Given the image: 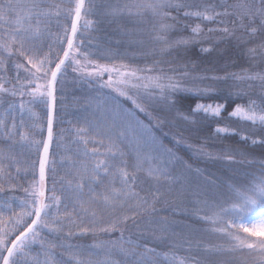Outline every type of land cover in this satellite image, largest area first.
<instances>
[{
  "label": "snow or ice",
  "instance_id": "1",
  "mask_svg": "<svg viewBox=\"0 0 264 264\" xmlns=\"http://www.w3.org/2000/svg\"><path fill=\"white\" fill-rule=\"evenodd\" d=\"M62 17L70 19L71 23L70 29L65 24L61 33ZM121 20H126L127 24L116 31L127 38L130 47H147L141 55L169 59L154 60L147 68L116 63L115 58L120 53L111 46L112 37L101 26ZM192 21L198 22L193 25ZM54 22L58 29L55 32ZM207 23L217 25L207 27V35L219 34V39L212 47H202L199 52L211 53L219 44H230L233 55L244 58L249 68L224 75H195L190 82L186 79L188 71L179 76L169 75L177 71L173 65L183 64L187 68L192 49L201 43ZM144 25L148 27L145 29ZM186 30H190L189 35L173 38L172 33ZM85 32L89 35L85 36ZM92 32L103 35L93 36ZM123 42L117 40L116 44ZM227 51L225 48L218 52V58L225 59V66H228ZM13 57L16 62L11 68L15 75L8 80L6 61ZM100 60L108 62L100 63ZM164 63L169 66L167 71L158 67ZM260 63H264V0H0V93L21 97L19 124L15 102L8 103L6 115L0 116L3 131L0 179L11 178L8 170L13 166L17 174L20 172V161L14 152L17 144L29 142V135L20 131L24 126L26 104L48 107L47 139L30 141L38 150L40 144L43 145L39 150V181L33 179L31 185L23 189L26 196L16 205L19 211L13 209L15 198L0 206V264H161L160 254L148 245L152 241L165 243L171 225L166 218L157 217L156 205L161 202L172 205L186 196L192 183L189 176L193 172L198 174L199 169L194 170L190 163L173 149L165 148L162 141L151 134V127L139 120L136 111L149 115L150 120L152 116L131 90L136 89L137 94L140 89L146 91L160 124L168 123L169 116L193 123L198 122L196 117L201 114L205 120L222 118L232 98L234 107L227 119L258 128V133L241 135V139L252 145H264V70H251ZM69 67L79 80L89 84L107 74V81L100 87L113 89L130 100L134 110L114 108L116 117L111 123L106 121L101 126L85 120L87 127L75 129L74 139L69 144L76 147L66 149L68 155L64 164L68 172L66 178L59 181L62 187L58 195L57 181L54 180L49 189L46 180L47 172H55L56 162H50L49 149L54 139L57 86L67 76ZM145 72L156 74L144 75ZM8 84L11 87L6 86ZM257 86L261 89L259 103L245 90ZM185 93L200 96L224 93V97L223 102L196 103L185 112ZM25 96L31 99L25 102ZM245 96L247 103H235V99ZM2 103L4 101L0 100ZM27 110L30 112L31 108ZM7 118L12 120L10 125ZM214 131L224 136L241 134V129L232 128L230 124L217 125ZM146 132L149 135L145 136ZM92 135L100 139H91ZM183 140L180 136L175 144ZM89 144L93 146L89 148ZM129 145L132 151H128ZM101 148L106 151L102 152ZM196 151L201 157L213 158L203 148ZM223 158L233 160V155L229 151ZM24 171L27 175V168ZM3 191L0 186V192ZM257 208L258 214L252 216ZM231 211L237 218L230 221L227 229H215L227 236L224 245L205 246L191 233L168 244V247H175L178 242L187 245L188 254L178 264H213L211 257L218 253L230 254L231 264H264V179L255 184L241 202L234 203ZM217 215L216 212L212 216L206 213L201 219L214 222ZM130 228L135 232H130ZM45 230L56 242L41 237ZM125 232H129L127 238ZM115 233L119 235L112 239ZM137 233L139 237L133 239ZM89 234L106 235L109 239L91 246L58 242L61 238L70 241ZM175 235L173 231L172 236ZM38 242L39 251L33 252Z\"/></svg>",
  "mask_w": 264,
  "mask_h": 264
},
{
  "label": "trees",
  "instance_id": "2",
  "mask_svg": "<svg viewBox=\"0 0 264 264\" xmlns=\"http://www.w3.org/2000/svg\"><path fill=\"white\" fill-rule=\"evenodd\" d=\"M59 2V0H57ZM99 2V0H97ZM175 14V13H173ZM94 19V17H89ZM183 22V17H181ZM70 19L65 20L63 17L60 20L59 31L62 33L63 26L67 24L70 29ZM126 20L117 21L111 25H102L101 27L106 29L108 34L112 37V47L117 49L120 53L115 58L116 63H125L134 68H147L153 65L154 60H167L169 57L160 56H144L141 55L142 51H147V47L141 49L136 46H129L125 37L121 36L116 30L121 25H126ZM129 28L132 25H127ZM145 29L148 25L143 26ZM209 27V25H208ZM207 27L205 28V35L202 36L201 43L195 45L192 49L191 55L188 59L187 68L181 65H173L176 68V72H169V75L179 76L184 71L189 72V76L186 78L191 81V77L195 75H224L225 72H241L242 69H248V62L242 58L233 55L234 50L230 44H219L215 50L211 53H200L199 49L202 47H212L219 39V34H213L210 37L207 35ZM55 22L53 23V31H57ZM190 30H186L183 33H172L173 38L180 35H189ZM85 36L89 35L88 32L84 33ZM91 35H103V33L92 32ZM145 39H147V32H145ZM117 40L125 41L119 45L116 44ZM227 48L226 58L228 60V66H225V59L218 58V52L221 49ZM62 54V53H61ZM16 62V58L6 61L9 66V71L5 73L8 80H11L15 75L11 65ZM100 63H107L108 61L100 60ZM168 70V64L164 63L158 65ZM252 71L264 70V63H260L254 66ZM144 75H155L156 73H143ZM23 75V70H21ZM104 81H107V74L102 79L94 80L91 84L79 80L76 73L72 72V67L67 69V76L63 78L62 83L57 86L56 105L53 113V134L54 139L50 146L49 160L55 161L53 165L55 172H47L46 187L52 188L53 181L55 183L56 194H60L61 183L59 182L62 177L66 178L68 167L64 164V161L68 155L66 149L76 147L75 144L70 145L69 141L74 139V132L76 128L87 127L85 120L90 117L89 98L91 93L101 95V98H108L115 101L118 105L126 110L133 109V105L130 100L119 96L113 89L101 88L100 85ZM209 83V81H205ZM11 87V84L6 85ZM203 87V85H200ZM218 87L223 88V85ZM251 93V99L260 102L261 89L257 86L251 89H245ZM233 92L236 89L232 90ZM131 94L136 98L141 105L146 109L147 113H150L152 119H149V115L136 111V115L145 125L151 127L157 138L162 141L165 148H171L173 151L181 157L183 160L190 163L193 169H199V173L193 172L190 175H195L198 178L202 176L205 179L207 192L204 196H196L188 191V194L184 197L177 199L175 204L169 205L163 202L156 205L157 217L166 218L171 225L169 231V238L165 243L158 241H152L149 243V247H154L160 254L161 264H178L179 260L184 258L187 253V245H181L176 243L175 247H168L167 245L172 243L173 240L179 241L180 237L186 236L189 233L193 235L195 240L202 241L205 246L224 245L227 236L224 232L216 231V228L226 229L223 219L229 217L233 212L231 207L234 203L241 202L244 195L250 193V189L257 184L260 180L264 179V145L256 144L250 145L244 141H241L237 135L219 136L215 134L214 129L217 125L223 126L224 124H230L232 128L241 129V133L247 134L250 132H259L258 128H253L247 123H242L236 120L229 121L227 119L228 113L234 107L232 98L229 99L227 110L222 114V118L219 119H203L200 115L196 117L197 123H193L191 120L188 122L174 120L172 116H169V122L160 124L156 119L157 113L153 111L152 101L146 94L144 89L139 90L137 94L136 89L131 90ZM186 99L184 101L185 112L190 110V107H194L197 102H223L224 93L219 95L200 96L195 94H184ZM31 98L28 96L23 97V100L27 102ZM0 100L4 103L0 104V116H5V109L8 103L15 102L17 105L16 120L19 124L20 116L18 105L21 101V97H12L3 93H0ZM248 97L245 96L242 99H235V103L242 104L247 103ZM31 108L29 112L27 109ZM134 110V109H133ZM48 117V107L46 104L39 105H27L24 113V126L20 128L29 135V142H23L17 144L14 154L20 161V172L17 174L16 166H13L8 171L11 174V178L5 176L0 179V186L4 188L3 192H0V206H3L5 201H11L15 198L13 203V209L19 211L16 206L20 200L24 199L26 194L23 191L25 187H29L35 179L39 181V150L42 147V143L39 146V150L36 146L31 145V140L43 141L46 135ZM95 124L94 121H91ZM7 123H12L11 118H7ZM190 129V131H189ZM183 136L184 140L181 144H175V139ZM94 140H99L100 137L92 135L90 137ZM256 138H259L257 135ZM19 137L17 136V140ZM3 140V131L0 130V141ZM3 146V145H0ZM93 145L89 144V148ZM98 146V145H97ZM191 146V147H189ZM203 148L205 152L212 154V159L201 157L197 154V149ZM102 152L106 151V148L100 149ZM233 155V160H226L223 157L229 153ZM33 162H35L33 166ZM25 168H27V175H25ZM35 173V177H33ZM99 190V189H98ZM49 193L46 192V195ZM222 209H228L227 212H222ZM213 212L218 213L213 220L201 219L206 213L212 216ZM30 222V221H29ZM67 231V229H66ZM75 231V229H73ZM130 232H135L134 229H129ZM175 232V236H172V232ZM119 233H115L111 238L115 239ZM129 232H125L127 238ZM41 237L47 241H54L52 236L47 234V231L41 232ZM139 233L133 236V239H137ZM106 235H87L82 237H76L69 240L60 241L62 243H75L86 246H91L97 241L108 240ZM56 242V241H54ZM147 242V241H145ZM39 251V242L33 249V252ZM59 249L57 253L59 254ZM167 255V259L165 256ZM117 259H119L117 257ZM213 264H231L233 257L228 253H218L211 257Z\"/></svg>",
  "mask_w": 264,
  "mask_h": 264
},
{
  "label": "rangeland",
  "instance_id": "3",
  "mask_svg": "<svg viewBox=\"0 0 264 264\" xmlns=\"http://www.w3.org/2000/svg\"><path fill=\"white\" fill-rule=\"evenodd\" d=\"M197 22L198 21H192L191 23H193V25H194ZM208 25H209V27H216L217 26L216 24H213V23H207L206 27H208ZM202 26H204V25H202ZM89 102L91 104V107H90V117L88 118V120L94 121L95 124L99 123L101 126L106 121L108 123H111V120L116 117V112L113 111L114 108L127 111L126 109H124L120 105H118L115 101H112L111 99H108V98H101V95L97 96V94H95V93H91L90 98H89ZM197 103H214V102H203V101H201V102H197ZM201 115L203 116V114H201ZM247 124L251 125L250 123H247ZM145 126H147V125H145ZM151 134L155 135V133L153 131L151 132ZM147 135H149V133L146 132L145 136H147ZM241 135H244V133H241L240 135H237V136L239 137V139L241 141H243L241 139ZM219 136H222V135H219ZM125 143L127 144V141ZM246 143L252 145L250 143V141L246 142ZM42 147H43V145H42ZM42 147L40 148V150H42ZM128 151H132L131 145L128 146ZM178 171H183V169H178ZM189 179L192 181L189 192L196 195V196H204L207 192L204 177L202 176L201 178H198L195 175H190ZM186 187H188V186L186 185ZM258 212H259V209L257 208L255 210H253V213L251 215L252 216L257 215ZM236 218H237V214L233 212L232 214L229 215V217H225L223 219V222L225 224L226 229L228 228L230 221H232L233 219H236Z\"/></svg>",
  "mask_w": 264,
  "mask_h": 264
},
{
  "label": "water",
  "instance_id": "4",
  "mask_svg": "<svg viewBox=\"0 0 264 264\" xmlns=\"http://www.w3.org/2000/svg\"><path fill=\"white\" fill-rule=\"evenodd\" d=\"M48 119V117H47ZM47 135H48V128L46 127V135H45V139H47Z\"/></svg>",
  "mask_w": 264,
  "mask_h": 264
}]
</instances>
